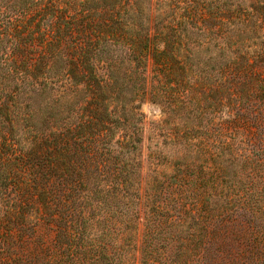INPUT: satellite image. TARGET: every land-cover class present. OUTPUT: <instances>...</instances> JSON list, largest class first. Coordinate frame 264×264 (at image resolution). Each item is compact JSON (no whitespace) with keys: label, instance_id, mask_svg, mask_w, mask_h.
<instances>
[{"label":"trees","instance_id":"16d2710c","mask_svg":"<svg viewBox=\"0 0 264 264\" xmlns=\"http://www.w3.org/2000/svg\"><path fill=\"white\" fill-rule=\"evenodd\" d=\"M0 264H264V0H0Z\"/></svg>","mask_w":264,"mask_h":264},{"label":"rangeland","instance_id":"374dc122","mask_svg":"<svg viewBox=\"0 0 264 264\" xmlns=\"http://www.w3.org/2000/svg\"><path fill=\"white\" fill-rule=\"evenodd\" d=\"M141 111L144 113L145 115V138L146 141L144 143V146L149 145V141L148 139L154 137L152 130L154 128L155 123H157L160 119H161V111L159 109V107L157 105L151 104L149 102H145L143 103L142 107H141ZM161 139L158 138V141H160ZM139 232H137V237H136V248L134 251V257L136 258V260H138V256H139V252H138V246H139Z\"/></svg>","mask_w":264,"mask_h":264}]
</instances>
